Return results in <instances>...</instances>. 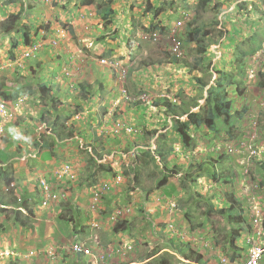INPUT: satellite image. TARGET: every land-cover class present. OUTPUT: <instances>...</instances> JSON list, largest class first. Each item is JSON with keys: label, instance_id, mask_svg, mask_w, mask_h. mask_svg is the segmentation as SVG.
<instances>
[{"label": "rangeland", "instance_id": "1", "mask_svg": "<svg viewBox=\"0 0 264 264\" xmlns=\"http://www.w3.org/2000/svg\"><path fill=\"white\" fill-rule=\"evenodd\" d=\"M85 1L0 0V23L10 13L21 15L18 30L8 36H0V85L22 93L37 90V84H47L43 99L37 91L36 97H30L22 110H17L18 116L11 125L14 135L5 133L0 136V158L7 159L5 152H8L13 156L11 162H24L22 157L25 154L40 151L36 145L40 136L49 144L59 139V135L61 139L57 149L64 155L58 157L76 164L85 184L93 183L94 168L89 162L92 150L88 141L81 138L86 135L84 126L87 128L91 125L87 129L92 137L97 133L94 143L98 155L103 156L100 162L107 166L111 163L117 173L128 174L125 187L119 191H122L119 199L111 200V203L116 202L118 209L134 205L127 232H115L105 223L107 230L98 233L103 250L113 251L112 258L109 257L110 264H155L165 254L171 253L166 248L170 247L169 240L172 238L178 243L191 244L205 256L206 264H223L225 259L231 264L240 263L244 255L230 244L234 232L238 236L236 246H243L244 234H239L240 231L236 229L238 225L233 224L235 230L231 231L230 223L222 216L214 214L207 219L206 215L210 210L215 212L228 206L227 194L230 192H234L241 201L255 196L261 213H264V186H261L264 176L259 175L257 168V163L264 161V80L258 74L264 72V0H212L207 7L201 5L202 0H96L95 5L84 7ZM107 5L112 7L115 14L103 20L97 10ZM161 8L164 12L154 17V12ZM176 10L179 15L189 16L183 19L184 23L197 12L200 24L204 23L207 29L211 27L213 35L208 55L214 61L220 63L225 53L235 47L234 41L220 37V32L235 27L236 23L243 30L238 44L245 43V47L253 41L256 45L258 42L261 44L258 53L251 57L253 65L249 64L250 73L254 75L256 71L257 74L248 75V81L243 79L246 86L243 95H239L235 87L229 89V99L234 101L233 110L247 108L245 113L238 115L239 119L236 118L235 139H231L224 131L215 135L207 129L198 132L192 129L196 141L193 153L182 149L181 139L173 132L172 124L177 116L170 103L173 106L182 104L192 111H198V108L193 109L194 103L204 104L203 100L199 102L198 85L192 78L194 75L202 76V73L188 71L183 64L191 65L199 58L194 51L197 46L192 42L185 43V58L180 61V65H176L170 53L168 38L147 31L152 25L171 20V24L175 23L180 19L175 18ZM42 20L46 21L41 23ZM215 20L221 22L218 29L213 28ZM47 21L50 22L48 31L46 34L43 31L39 33ZM25 25L40 26L39 31L31 33L37 36V45L41 47L32 58L19 65L17 60L11 58L12 54H17V59H20L19 54L25 45L22 30ZM250 26L252 29H249ZM102 58H107V62L100 63ZM61 71L73 76L72 80L76 81L74 90L71 88L68 92L67 85L63 84L65 82L61 83L60 92L54 87L59 79L54 74ZM125 71L126 79L122 82ZM206 75L205 79L213 84L216 73ZM123 89L128 92L126 100L122 98ZM97 97L100 100L94 103L93 98L96 101ZM186 117H180V120L184 121ZM95 121L98 122L96 126ZM121 121L134 126L132 135L128 136L124 132L116 134V127ZM54 122L56 127L53 126ZM70 131L76 132L72 139L66 135ZM158 137L163 138L160 141L163 140L164 147H173L174 152L164 157L168 159V167L180 165L183 169L175 170L177 174L170 178L179 190L178 206L166 211L151 205L152 196L149 193L166 172L164 159L160 155L162 151L157 150ZM78 146H82L79 148L82 150H69L77 149ZM215 147L218 150L213 151ZM228 149L233 150L230 155L232 167L224 159L223 165H217V170L222 172L223 168L232 169L234 176L231 183L204 176L198 178L196 185L189 182L192 178L181 185L189 165L200 164L205 167L212 155L217 153L218 157ZM146 152L148 155H143ZM143 158L150 162L148 167L143 165ZM44 159L50 160L51 157ZM27 162L30 163L29 160ZM42 165V161L28 164L29 181H34V177H31L33 174H39L38 177L43 174ZM24 169L25 165L16 166V163H11L10 167L3 165L0 168V174L3 175L0 177L7 174L14 179L15 186L23 188L27 182L23 179L25 175L21 177ZM135 170H138L136 180L133 179ZM201 172L203 170L197 171V174ZM98 178L101 180L102 176ZM2 187L1 182L0 189ZM162 189L166 193L172 191L169 185ZM11 194L14 197L11 196L10 201L19 200L14 190ZM37 200L41 202L40 198ZM15 212L10 210L8 215L3 213L0 232L5 230L6 224L13 223L14 216L11 214ZM21 215L24 218V212ZM31 217V214L27 216L30 220ZM170 223L176 227L174 236L169 232ZM45 224L42 222L39 226L40 233L37 235H40L42 244L37 249L48 245L60 246L68 240L69 234L65 229L55 223L49 227ZM179 229L184 236H181ZM94 233L90 231L87 236H93ZM126 234L129 238H125ZM4 238L8 243L11 242V247H5L7 250L16 251L20 247L19 243L24 242L20 236L13 238L6 234ZM13 239H16L15 243ZM126 244H130L131 249L125 248ZM30 247L31 242L27 248ZM21 248L26 249L25 246ZM159 251L161 257L145 261ZM171 254L167 255L171 264H198L185 261L173 252ZM234 254L237 257L232 260ZM239 254L242 257L239 258ZM63 263L66 264V261Z\"/></svg>", "mask_w": 264, "mask_h": 264}, {"label": "clouds", "instance_id": "2", "mask_svg": "<svg viewBox=\"0 0 264 264\" xmlns=\"http://www.w3.org/2000/svg\"><path fill=\"white\" fill-rule=\"evenodd\" d=\"M89 6H92V5H89ZM175 12H176L175 18L177 19V17H180V19L177 20L175 23L171 24V22L173 21V20H171V21L166 22V23L163 22V23L158 24L159 26H161V28L163 27V29H166L165 33L161 32L160 30L151 31L150 29H149V32L151 31L150 33H156V34L160 33L163 37L168 38V40L170 41V43H169L170 53L174 57L175 64L180 65L181 64L180 61L185 58V50L183 48L184 44L190 43V42H186L185 38H183L182 35L185 32V30L188 26V23L191 21H194L195 19L196 20L198 19V17H197L198 13L194 12L193 17L190 20H188L186 23H184L185 20H183V19L188 18L189 17L188 14H187L188 17H184V16H182V14L179 15L177 13V10ZM11 14L18 15L19 21L17 22V24L15 25V28L12 31L7 32L6 31V25H7L8 19H9ZM20 16L21 15H19L18 13H10L4 20H2V22L0 23V29H1L0 36H2V37L8 36L10 34H13L15 31H17L18 25L20 23ZM45 21L46 20H42L41 23H44ZM218 21L220 22V20H217V22ZM49 24H50V22L47 21V25L46 26L43 25L46 30L43 27H41L40 31H39L40 26H36V27H29L27 25L23 26L22 30L24 31V40H25L24 48L21 49L22 52H20V54H19L20 59H17L18 58L17 54H12L11 59L13 61L17 60V64L20 65V63H24L27 60H29L30 58H32V56L39 50V48L41 46L37 45V42H38L37 36L32 35L31 32L32 31H39V33H40L41 31H43V33L46 34V32L48 31V28H49ZM199 24H200V22H199ZM223 24H224V22H222V25ZM200 26L202 28L205 25H204V23H201ZM218 26H216L215 28L218 29L217 28ZM182 28L184 29L183 31H182ZM222 32H224V29L222 30ZM160 34H159V36H160ZM203 35L208 36L210 38L208 40L212 41L211 36L213 34L210 35L208 33V31H205V33H203ZM42 37H45V36H42ZM220 37H224V36H220ZM27 40H30L31 43L27 44ZM238 42H240V41L234 40L235 47L232 48L230 51L225 53V55L222 58V61L220 63L211 59V57L208 55V48L209 47L207 48V52L205 53L206 56L204 57L205 60L203 61V64L205 66H209V67L205 72L202 73V76H198V77H202L203 80L205 82H207V87L205 90L206 96H207V90H209L212 87L218 86V84H219L218 82L221 79L218 72L230 73L231 68H232V64L234 62L233 59H234L235 54L239 55L241 50H248L249 49L250 45L248 47H245V43L238 44ZM192 43H194V42H192ZM240 45H241V48H240ZM238 48H239V50H237ZM194 51L198 54V56L203 57L202 55L199 54L197 48ZM254 55L255 54L248 55L244 59V63L246 65V68H245V75L240 78L241 81H243L244 78H246V81H248V75L256 76V74H257L256 71H255L254 75L251 74L249 71V64L253 65L251 62V57ZM106 59L107 58H102L100 60V63L107 62ZM183 64L187 67L188 71H197V70L191 69V66L194 63L191 65L188 63L187 64L183 63ZM60 73H62V74H60ZM211 73H216V77H215L216 79L212 81L213 84H210V81H207L205 79V77L207 78L206 74H211ZM258 74L262 75L263 80H264V72L261 71ZM54 75H57L59 77L58 84L54 85V87H56L59 92L61 91V87H62L61 83H63V82H65L63 84L67 85L68 92L71 88H73V90H74V85L76 86V81L74 82V80H72V78H71V77H73L72 75H70L67 72L65 74V73H63V71L59 72L58 74H54ZM194 76H196V75H194ZM194 76L192 78H193L194 82H196ZM122 78H123L122 82L125 81L126 71H125V74ZM69 82H71V83L68 85ZM46 85L47 84L40 83V84L36 85L38 87L37 90H27L26 92H22V93H20L19 90L10 89V88H7L3 85H0V88L2 91H3V88H5L6 90H10L14 94H16L15 99H6L3 95H1V92H0V136L4 135L5 133H11L12 132V131L9 132L7 130V128L9 126V124L12 125L13 122L16 120V117L18 116L16 114L17 110H22V108L26 105L27 100L30 101V99L32 97H36L38 94L37 91L40 92L39 88L41 86H45L47 89ZM262 85L264 86V81H263ZM78 87H80V84H78ZM53 89H54V91L57 90V89L55 90V88H53ZM14 90H16V91H14ZM197 90L199 91V95H200L201 92H200L198 86H197ZM235 90H236V88H235ZM242 91L244 92V89ZM39 94L41 96V92ZM127 96H128L127 90L123 89L122 98L126 100ZM99 100H100V98H98V97H97L96 101L93 98L94 103L99 101ZM202 100L205 101V99H202ZM199 102H200V100H199ZM197 108L199 110V107H197ZM193 109H195V108H193ZM191 112H196V111H191ZM185 116H187V115H185ZM78 118H79V116H78ZM94 123L96 126V124L98 122L95 121ZM90 126L91 125H89L88 127H90ZM84 127L85 128L83 129V131L85 132L86 135L81 137V138L86 139L88 141L87 144H88L90 150H92V151L97 150L96 145L94 143V142H96V139H97V133L92 137L89 134V131L87 129L88 127L87 128H86V126H84ZM119 127L121 128L120 131L117 130V128H119ZM10 128L12 129V127H10ZM134 131H135L134 126L127 124L126 122H123V121H121V124H119L116 127V134L117 135L120 134L121 132H124V133L128 134V136H129V135H132ZM75 133L76 132L73 133L72 131H70V133H67V137L69 136V138L72 139L74 137ZM78 134L80 136L82 135L79 132H78ZM12 135H14V133ZM39 138H41V136ZM161 139H163V138L158 137V139L156 141H160ZM162 141L157 143V145L159 144L158 148L161 147V149H165L164 151L169 152V155H171L174 152L173 149L170 146L164 147L162 145L164 142H162ZM59 142H60V140L58 139V141H57V139H56V142L54 145V146H56L55 148L53 146L52 149L47 148V149L42 150L39 147L40 151L37 150L35 153H31V154H27V155L25 154L22 157L25 159L23 162V165L26 166V169H24L22 171L21 177L23 178V176L25 175V178H23V179H25L24 182L27 181L24 184L23 188H21V187L18 188L17 186H15L14 179L7 174L3 177H0L1 178L0 183L2 182V185H3L2 189H0V225H1L3 213H6V215H8L10 210H16L15 213L11 214V216H14L13 223L11 222L12 226L6 224L7 226L5 225V227H4L5 230L0 232V236L3 235V247H0V264H33V263H38V264H65V263H63L64 261H66V264H97V262H99L98 256H102V258H103L102 262L103 263L110 264L109 263V257L112 258L113 251L111 250V252H112L111 253L109 251V249L103 250L104 246H102V244H101L100 237L98 236V233H100L103 229L105 230L107 226L108 227L111 226L113 231H115V227L117 226V224H120L122 222L124 223V224H122V226H125L126 229H122L121 231H119V233L127 232L129 230L128 229V221L130 219L129 217L132 215L131 208L134 205H128V208L123 207L121 209H118V207H116V205H115L116 202L111 203V200L117 201V199H119V195H120V193H122V191L120 193H119V191H120V189H122L123 186L125 187V183H126L125 177L128 174L127 173L121 174L120 172L117 173L112 168L111 163H108V165H110V166H107V165L106 166L112 168V173L102 174L101 180H100V178H98V176H101V174H99V175H97V177H93L94 178L93 183L85 184L83 182V179L81 180V178L79 176V174L81 172H80V170L77 169L78 168L77 165L72 163L71 160L63 161L58 157V156L61 157V155H64V153L62 151H58V149H57V147L59 146ZM80 147H82V146H78L77 149L71 148L69 150L70 151L71 150H78ZM182 149L184 151H188L189 153H193L196 148L194 150H186L182 146ZM79 150H82V149H79ZM216 150H218V148L215 147L213 151H216ZM44 152H46V154ZM71 152H73V151H71ZM232 152H233L232 149H228V150L222 152V154L221 153L220 154L226 155V153H227V154L231 155ZM5 153L7 154V155L5 154L7 159L0 158V163L2 164V165H0V168H2L3 165L6 167H10V164L14 163V162H11V160L13 158L10 156V153H8V152H5ZM90 153H92V152H90ZM48 154L52 155L51 159L50 160L44 159V157ZM216 154L217 153H215L214 155L211 156L212 158H214V160H217L218 157L221 156L220 155L217 157ZM254 154L257 155L256 152H254ZM165 155L167 156L168 153H166ZM95 157L98 159V162L100 164H103L102 162H100V160L103 159V156H100V155L96 156L95 155ZM19 159H21V158H19ZM58 159L60 161H58ZM28 160L30 161V163L27 162ZM166 160H168L167 157H166ZM39 161H42V164H43L42 165L43 166V174H41L39 177H38L39 174H33L31 177H34V181H29L28 179L30 178V176L27 174V173H29V170L27 169L28 164H30V165H33L36 163L38 164ZM65 164H69L71 166L69 176L62 175L60 178V174L58 172H56L57 167L63 166ZM206 164H208V163H206ZM217 165H219V166L223 165L220 162V159H219V161L215 167L216 172H220L217 170ZM209 166H211V165H209ZM3 170H6V169H3ZM213 170H214V168H213ZM1 175H3V173H1L0 176ZM71 175H74V177L71 178L70 177ZM133 175H134L133 179L136 180L137 178L135 177V174H133ZM136 175H137V173H136ZM137 177H138V175H137ZM118 178H120V184L117 186H114L115 180H117ZM44 180L47 181L51 192L53 194L58 195L57 199L53 200L50 197H48V192L44 189V187L42 185V182ZM170 181L171 180L169 179V182ZM107 184L109 185V189L105 188V186ZM157 186H158V183L156 185V188H154L153 190H150V192H149L150 196H152L154 193L161 192V190L163 192V189H162L163 187L159 188ZM13 190H14L15 194L19 197V200L17 199V201L16 200L10 201L11 196H13L11 194V192ZM174 190L176 191L175 194H173ZM178 192H179V190H178V187L176 185L175 189H172V191L170 193H166V192H164V194L162 193V197H157L156 201L158 203H162L165 207V210H167V209L171 210V209L178 206L177 205L179 202V198H178L179 194H177ZM168 194H170V195H168ZM60 196H62V198H60ZM46 197L48 199H51L48 206L43 205V200ZM38 198L41 199L40 203L37 200ZM248 200L250 201V206H251L250 211L253 214H251L252 221L247 220L245 225H244V230L241 232L244 234V239H245V233H247V229H248L249 225L251 226V224L253 223V218L259 217L262 221V218H261L262 209H259V204H258L259 202L257 201V198L255 196H253L251 198H248ZM241 202H242V205H244L246 208H249V203L246 202L245 199H242ZM30 210L33 211L32 214L30 213ZM118 210H122L123 212L119 215H116L115 212H117ZM23 212H24V215L26 217L29 214H31L32 219L30 221H32L33 219L35 220V221L31 222L32 225L29 227L28 226L24 227L21 223L18 222V218L23 219L22 215H21ZM62 214H66L67 219L68 218H72V219L69 221H61L60 216ZM245 217H247V215H245ZM42 222L46 223L45 225L47 227H49L51 224L55 223V224L59 225L60 228L65 229L69 234L68 240L65 242H62L60 246L48 245V246L41 248V249H37L38 245H32V244H31L30 248L23 249V248L19 247L16 249V251H15V249H12V250L5 249V247H8L9 245H10L9 247H11V242L8 243L4 238V236L6 234L8 235V237H13V238L16 236H20L22 240H23V235L26 236V238H30L29 236L35 235V234L37 235V233H40V227H41L40 224H42ZM105 223H107L106 227H105ZM165 225H167V224H165ZM170 225H171L170 226L171 230H169V232H171V234L174 236V235H176V229H175L176 227L173 223H170ZM262 225H263V223H262ZM90 231L95 232V233L93 236L88 237L87 235L90 234ZM110 231H112V230L110 229ZM179 232H180L181 236L185 235L180 229H179ZM29 233H30V235H29ZM125 236H126L125 238H129L128 234H126ZM32 238L34 239L35 237H32ZM172 239H174V238H172ZM244 239H243V246H240V247L238 246V248L241 249L239 251H241V253L244 255L243 260L240 261L241 264L245 260V258L247 257V251H246L247 246L245 244ZM5 242L7 243L8 246L4 245ZM261 242L264 245V239ZM76 245L80 246L82 248H89L91 251V254L88 255V254H85L84 252H76L75 251ZM125 248L131 249V245L126 244ZM121 249H123V248H121ZM166 249L169 250L168 248H166ZM169 251L171 252V250H169ZM121 252H122V250H120V253ZM157 253H159L158 255L161 254L160 251ZM171 253H167V254H169V256H170V255H172ZM158 255L152 257L151 260L156 258V257H159ZM148 260L151 261L150 259H148ZM148 260H145V261L147 262ZM225 260L223 261V264H225ZM140 263H142V262H133L131 264H140ZM240 263H238V264H240ZM198 264H201V263H198ZM227 264H231V263L227 261ZM261 264H264V259H263Z\"/></svg>", "mask_w": 264, "mask_h": 264}, {"label": "trees", "instance_id": "3", "mask_svg": "<svg viewBox=\"0 0 264 264\" xmlns=\"http://www.w3.org/2000/svg\"><path fill=\"white\" fill-rule=\"evenodd\" d=\"M109 1H112V0H109ZM211 1L212 0H202L201 5L204 7L205 6L207 7L211 3ZM95 4H96V0H87L83 3V6L88 7L89 5H95ZM163 12H164V9L162 8L155 11L154 17L159 16ZM97 13L101 16L103 20H107L109 19V17H113V15L115 14L114 10H112V7L110 5H107L104 9H101L99 7L97 10ZM18 21H19L18 15L11 14L8 19L7 25H6V31L7 32L12 31L15 28V25L17 24ZM213 23L215 24V27H216L219 25L220 22L219 21L217 22V20H215ZM249 29H252V26H250ZM150 30L151 31L160 30L163 33L166 32V29H163V27L161 28V26L159 25H152ZM147 31H149V29ZM205 31H208L210 35L213 34V31L211 29H207L206 26H203L201 28L199 24V18H198L197 20L195 19L194 21H191L188 23V26L182 35L183 38H185L186 42H194L197 46L199 54L203 56V57L199 56V58L191 66V69L197 70L201 73L205 72L209 67L203 64V61L205 60L204 57L206 56L205 53L207 52V48L211 44L210 43L211 41L208 40L210 38L208 36L203 35ZM220 36H224L225 40H228V41L239 40L243 36V30L236 23L235 27L227 29L224 32L221 31ZM30 43L31 41L27 40V44H30ZM260 47H261V44L259 42H258V45H256L255 41H253V42H250V46L248 50H241L239 55L235 54L234 59H233L234 62L232 64L230 73L218 72L221 78L218 82L219 84L217 87H212L209 90H207V96H204V92L207 87V82H205L202 77H198L197 75L194 76L195 81L197 82L198 88L200 92H202L200 94L199 100L205 99L203 105L199 103H194L192 105L193 108L199 107L198 111L191 112L192 110L190 108L186 109L187 107L182 104L179 106L177 105L173 106V104L170 103L171 106L173 107V110H172L173 113L176 114L177 116L173 120V124H172L173 132L174 134L176 133L178 135L179 139H181L183 143V147L186 150H194L196 148V141H195V137L192 134V129H194L196 132L202 129H207L208 131H210V133H213L215 135H220L224 131L231 139L232 138L235 139L236 127L234 125H236V122H237L236 118L239 119L238 115L241 116L243 113H245L247 108H243L241 111L233 110L234 101L229 99V89L231 87H235L239 95H243L244 92L242 90L246 86H244V82H242L240 78L245 75L246 65L244 63V59L248 55L256 54L260 50ZM240 48H241V45H240ZM237 50H239V48ZM39 89L41 92V98L43 99L45 95L44 93L46 91V87L41 86ZM0 92H1V95H3L6 99L16 98V94L11 92L10 90H6L5 88H3V91L0 88ZM179 114L181 115L178 116ZM185 115H187V119L184 121H181L180 117H183ZM53 126L56 127V122L54 123ZM10 127H11V124H9L7 128L9 132H11ZM11 134H13V132H11ZM58 137L60 139L59 135ZM55 142H56V139L55 141L53 140L49 144H46V139L43 137V138H39L36 141V145H38V147H40L42 150L47 149V148L52 149V147L55 145ZM159 142L160 141H157V143ZM171 148L173 149V147ZM158 150L163 151L161 153H163L164 155H162L161 153L160 155L164 159V169H166V172L163 173V178L159 180L158 186H157L159 188H162L165 185L167 186L169 184V179L171 178L172 175L177 174L175 170L180 169L183 171V169L181 168L180 165H173L171 168H169L168 160L164 158L166 153H168L169 155V152H165L164 151L165 149H161V147H159ZM44 153L46 154V152ZM95 155L96 156L98 155L97 150H93L92 153L89 154L90 156L89 162L93 164V168H94V172L92 176L97 177V175L99 174H101L102 176V174H105V173H112V168L107 167L104 164H100L98 162V159L95 157ZM143 155L147 156L148 153L146 152ZM228 155L229 154L227 153L226 155L225 154L221 155L220 157H218L217 160H214V158L212 157L209 158L208 162H206L208 164H206L205 167H203L200 164H198V166L189 165L188 168L185 170L184 177L181 179L182 180L181 185H184L185 183H187L188 178H192L190 179L189 182H192L193 184L196 185L198 183L197 182L198 178H202L204 176L205 177L209 176L213 178L215 181H220V182L224 181V182L231 183V181L233 180V176H234V171H232V169L228 170L227 168H223V171L221 173L216 172L215 170L216 164L218 163L219 159L222 164L225 162L224 161L225 159L230 165V160L232 159V157ZM47 156L52 157V155H47ZM149 164L150 162L145 161L143 158V165L145 167H148ZM209 165H211V167H209ZM257 165H258L257 168H258L259 175L264 176V161L258 162ZM212 167L214 168V170H211ZM202 170L203 172H201L200 174H197V171L200 172ZM137 172L138 170L133 171V174H135L136 178H137V175H136ZM194 172H196V174H194ZM169 186H171L172 189H175V185L169 184ZM261 186H264V183L261 184ZM245 200L246 202L249 203V208H246L244 205H242V202L236 198V195L234 194V192H230L227 194L228 206H225L224 208L216 210L215 212H212L211 210L208 211L206 218L209 219L214 214L222 216L223 218L228 220V222L230 223L231 231L235 230L233 229L232 225L237 224L238 227H236V229L240 231L239 232L240 234L244 230V225L246 221L247 220L252 221L251 214L253 213L250 211L251 210L250 201L248 200V198H245ZM30 213L32 214L33 211L30 210ZM244 214L247 215V217H245ZM261 218H262V223L264 227V213L263 212L261 214ZM71 219L72 218L67 219L66 214H62L60 216L61 221H69ZM18 222L21 223L24 227H27V226L29 227L32 225L30 219H28L26 216L23 219L18 218ZM122 224L124 223L122 222L120 224H117V226L115 227L116 232H119L122 229H126L125 226H122ZM249 227L251 226L249 225ZM237 237L238 236L233 232V235L231 234V237H230V244L233 245L235 249L241 250L240 248L236 246L235 241ZM169 243H170V247L168 249L171 250V252H173L175 255H178L181 258H183L185 261L206 264V262L204 261L205 256H203L201 252L198 251L196 248L191 246V244L184 243V242L178 243L176 242V240H173V239L169 240ZM158 254L159 253L152 255L146 260L151 259L152 257ZM167 255L169 254H165V256L160 258L155 264H171L169 259H167ZM158 256L161 257L162 255L160 254ZM235 257L237 256L234 254L232 260H235ZM238 257L239 258L242 257V254H239Z\"/></svg>", "mask_w": 264, "mask_h": 264}, {"label": "built area", "instance_id": "4", "mask_svg": "<svg viewBox=\"0 0 264 264\" xmlns=\"http://www.w3.org/2000/svg\"><path fill=\"white\" fill-rule=\"evenodd\" d=\"M71 170V166L69 164H65L63 166H58L56 172L60 174V178L62 175L69 176ZM71 178L74 177V175L70 176ZM120 184V178L115 180L114 186H117ZM42 185L44 189L48 192V197L55 200L58 198L57 194H53L50 190V187L46 180L42 182ZM108 185V184H107ZM105 186L106 189H109V185ZM62 198V196H60ZM51 199H48L47 197L43 200V205L48 206ZM123 211L118 210L115 212L116 215L121 214ZM264 239V228L262 225V221L259 217L253 218V223L251 224V227H248L247 233H245V244L247 246V257L242 262V264H261L264 259V245L262 244V240ZM263 245V246H262ZM76 252H84L85 254L90 255L91 251L89 248H82L80 246H75ZM99 262L97 264H105L102 262L103 258L102 256H98ZM225 264H227V261L225 260ZM241 264V263H240Z\"/></svg>", "mask_w": 264, "mask_h": 264}, {"label": "crops", "instance_id": "5", "mask_svg": "<svg viewBox=\"0 0 264 264\" xmlns=\"http://www.w3.org/2000/svg\"><path fill=\"white\" fill-rule=\"evenodd\" d=\"M10 156L13 158L12 155H10ZM14 163H16V166L23 165V162H21V160H19L17 162H14ZM169 184H173V185L176 186L174 181H170ZM162 193L164 194V192H162V190H161V192L154 193L152 195L151 205H154V206H156L158 208L163 209V211H166L164 205L162 203H158L156 201L157 197H162ZM175 193H176V191L174 190L173 194H175ZM30 233H29V235H30ZM32 237H35V238L33 239ZM39 237H40V235H36V234L35 235H31L30 238H26V236L23 235L24 242H20L18 246H20V248L23 247V246H25L27 248V247H29V243L30 242H31L32 245H38L39 246V245L42 244V242L39 240ZM13 241L15 243L16 239H13ZM4 245L6 246L7 243L5 242ZM0 247H3V235L0 236ZM23 249H25V248H23Z\"/></svg>", "mask_w": 264, "mask_h": 264}]
</instances>
